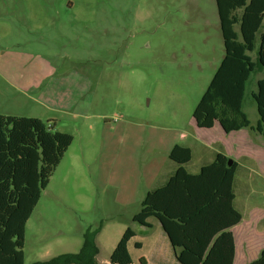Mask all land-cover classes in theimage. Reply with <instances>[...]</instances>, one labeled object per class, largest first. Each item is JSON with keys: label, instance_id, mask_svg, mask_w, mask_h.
Returning a JSON list of instances; mask_svg holds the SVG:
<instances>
[{"label": "rangeland", "instance_id": "374dc122", "mask_svg": "<svg viewBox=\"0 0 264 264\" xmlns=\"http://www.w3.org/2000/svg\"><path fill=\"white\" fill-rule=\"evenodd\" d=\"M262 34L264 19L249 52L254 61ZM224 54L216 0H0V114L37 117L73 136L27 221L25 264L79 251L86 230L98 227L100 260L109 261L131 227L144 242L130 244L135 262L145 255L149 264H180L172 253L152 256L156 240L169 242L156 218L152 228L133 220L175 165L169 154L177 144L192 150L184 164L192 174L218 152L237 161L235 207L256 203L263 228L264 198L252 191L264 189V138L249 128L227 134L194 124ZM262 78L256 66L246 83L252 125ZM32 80L40 88H25ZM45 83L56 108H44L34 92ZM256 240L264 244V231Z\"/></svg>", "mask_w": 264, "mask_h": 264}, {"label": "trees", "instance_id": "16d2710c", "mask_svg": "<svg viewBox=\"0 0 264 264\" xmlns=\"http://www.w3.org/2000/svg\"><path fill=\"white\" fill-rule=\"evenodd\" d=\"M225 54L193 112L200 128L218 121L226 133L249 128L264 138V78L252 93L259 120L252 125L243 110L246 83L255 67H264V34L257 60L256 48L264 19V0H216ZM238 11H241L240 13ZM239 25V31L235 26ZM73 141L66 132L53 131L37 117L0 114V264H25V230L42 191ZM169 157L178 164L168 181L148 191L133 220L143 226L156 218L180 264H233L236 245L231 228L242 220L233 189L237 161L219 152L198 173L184 164L189 147L175 145ZM101 227L87 229L77 252H64L32 264H104L97 260ZM137 233L128 227L114 247L109 264H133L129 240ZM136 248L142 243L136 241ZM139 258V264H146ZM247 264H264V247Z\"/></svg>", "mask_w": 264, "mask_h": 264}, {"label": "crops", "instance_id": "0c3cea01", "mask_svg": "<svg viewBox=\"0 0 264 264\" xmlns=\"http://www.w3.org/2000/svg\"><path fill=\"white\" fill-rule=\"evenodd\" d=\"M68 76L69 77H67V78L64 77V78L69 80V79H71V76L78 77V74L73 73L72 75H68ZM68 82L70 83V81H68ZM39 85H40L39 82H37L36 80H32V82H30V84L28 86H25V88L32 87V88L36 89V88H40ZM49 85L50 84L45 83V86H43L40 89V91L39 90L34 91V92L38 93L39 96L37 98L42 101L41 105L44 106V108H46L47 110H49L51 108H56V103L54 101H52V97H53L52 94L53 93L50 91V88L48 87ZM66 97L67 96L65 95V89H63L62 93L57 94V99L59 102H62L63 100H65ZM194 124H195V126H197L195 119H194ZM198 128H200V127H198ZM215 129H217V130L219 129L220 131L226 133L218 121H216L214 126L212 128H209L208 130H215ZM242 130H244V128L237 130V131H232V132H240ZM217 143H218V141H217ZM205 146L207 147L208 145H205ZM226 155H228V154H226ZM177 168H178V164L175 163V165H172L168 171H165V173L163 174L162 180H161V182H159L158 185H160V186L164 185L168 181L170 176L176 171ZM234 185L235 184H233V189H234ZM160 186H156L153 189H156ZM252 193H256L257 197L264 198V189L253 190ZM235 195H236V193H235ZM249 196H251V195H248L247 197H249ZM235 199H236V197H235ZM234 203H235V200H234ZM237 209L242 213V220L237 225H235L231 228L233 235H234V239H235V245H236V254H235V259H234L233 264H247V263L255 260L259 256L261 249L264 247V244L257 245V240H256L257 232L258 233L263 232L264 231V225H263L262 229L259 228V223L257 222V204L256 203H251V202H249V200H246V202L244 203V207L240 208V206H239ZM262 219L264 220V216L262 217ZM148 222L152 225L149 228L155 227V225L157 224L156 221L154 220V217L149 218ZM160 226H161V224H160ZM145 227H148V226H145ZM102 228L97 235V243L99 246V252H98L96 258L99 262L105 264V263H108L109 261L107 262V261H103V260L99 259V255H100L101 248H102L99 238H100V235L102 233ZM137 235L138 234H136L134 237H132L129 240V243H128L129 251H130V244L132 242L135 243L136 241H140L142 243V246L138 249L144 248V242L140 239H137ZM165 240H167V239L166 238L165 239H158V240H156V243L154 242L156 244L155 246L157 248H155L152 251L153 257L157 256L158 258L163 259L166 255H170L171 253L175 256V253H174L173 247L171 246L170 241L167 243V241H165ZM130 253H131V251H130ZM131 256H132V254H131ZM143 257L146 259V262H147L146 264H149V259L145 255H143ZM132 259H133V264H139V263L135 262L133 257H132Z\"/></svg>", "mask_w": 264, "mask_h": 264}, {"label": "water", "instance_id": "95a60500", "mask_svg": "<svg viewBox=\"0 0 264 264\" xmlns=\"http://www.w3.org/2000/svg\"><path fill=\"white\" fill-rule=\"evenodd\" d=\"M234 159L232 157L228 158V166H232L234 164Z\"/></svg>", "mask_w": 264, "mask_h": 264}]
</instances>
